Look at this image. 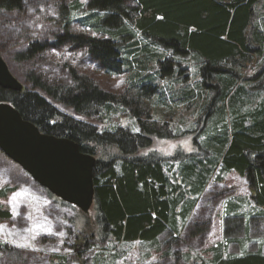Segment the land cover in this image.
<instances>
[{
	"label": "trees",
	"instance_id": "1",
	"mask_svg": "<svg viewBox=\"0 0 264 264\" xmlns=\"http://www.w3.org/2000/svg\"><path fill=\"white\" fill-rule=\"evenodd\" d=\"M25 2L0 0V12H22ZM79 6H61L62 16L69 20L68 14L79 10ZM87 8L94 12L90 16L96 19L93 29L108 39L73 33L67 22L55 43H32L16 59L28 65L45 57L52 47L71 45L75 51L84 50L107 74L122 75L125 67L130 69L128 92L120 96L108 93L92 78L66 65L60 79L48 78V73H31L29 81L35 91L0 88V103L13 105L41 133L72 140L83 153L97 158L93 181L103 226L100 233L115 243L156 246L169 231L175 243L185 227L189 231L198 197L218 168L245 178L256 206L264 209V98L253 104L238 98L243 94L238 85L243 81L241 69L252 53L264 54V0H89ZM134 30L147 45L140 48L136 42L137 51L130 53L129 46L125 47V41L130 40L125 39H132ZM184 61L194 66L201 92L195 96L190 89L186 98L172 101L174 106L169 101L165 104L169 111L184 106V112L202 124L195 140L201 137L206 142L195 147L202 146L204 156L190 157L177 169L190 184L189 194L194 195L190 200L177 193L180 185L171 183L160 156L142 154L153 139H166L172 131L171 123L152 119L153 112L145 103L159 92L153 84V73L159 75V80L188 84L191 73L188 66H182ZM154 65L156 72L141 73L153 70ZM55 104L77 115H94L110 123L123 110L139 132H130L118 124L100 131L62 114ZM179 132L177 128V135L192 134L189 130ZM110 151L115 154L106 157ZM6 191H0V202ZM237 209L236 205L230 207L226 214L227 236L243 230V221H239L242 216L233 214ZM9 218L0 203V225ZM195 227L196 233L204 232L199 225ZM240 250L239 255L226 256L225 247L219 244L208 251L211 257L206 264H264L261 250L248 252L242 245Z\"/></svg>",
	"mask_w": 264,
	"mask_h": 264
},
{
	"label": "rangeland",
	"instance_id": "2",
	"mask_svg": "<svg viewBox=\"0 0 264 264\" xmlns=\"http://www.w3.org/2000/svg\"><path fill=\"white\" fill-rule=\"evenodd\" d=\"M88 2L89 0H26L22 12H0L1 54L24 89L35 91L29 81L31 73H48V78L60 79L66 65H71L80 74L92 78L108 93L120 96L128 92L130 69L125 67L122 75L107 74L84 50L75 51L71 45L61 46L59 49L52 47L49 54L28 65L16 59L19 53L27 52L32 43H55L56 35L62 33L67 22L71 24L73 33L84 32L108 39L93 29L96 19L90 17L94 12L87 8ZM72 3L81 8L79 6V10L69 13L67 20L61 14V6L67 7ZM86 21L87 24L83 25ZM131 35L132 39H125L130 42L123 40L129 46L130 53L137 51V45L140 48L147 45L139 31L134 30ZM136 42L138 44L135 46ZM128 48L124 51L125 55H128ZM250 57L249 62L241 69L243 81L241 79L238 85L240 84L243 94L238 98L253 104L264 98V54L259 56L252 53ZM188 63L184 61L182 65L190 68L188 84L159 80V75L153 73V84L159 92L145 100V103L153 112L152 119L171 123L172 131L166 139H153L150 147L142 151L143 155L154 154L163 159L171 183L174 186L180 185L177 193L185 197V200L194 198V195L189 194L190 184L185 183L177 169L180 162L183 163L190 157L202 158L204 148H196L195 144L200 145L202 141H206L201 137L195 140L202 128L201 121L197 122L192 114L185 113L184 106H175L174 110L169 111L165 103L169 101L167 103L174 106L172 101L178 102L186 98L185 93H190V89L195 96L196 92H201L194 66ZM157 70L154 65L153 70L141 73L152 74ZM256 96L259 99H254ZM56 106L62 114L97 127L100 131L106 130L109 125L118 124L130 132H139L134 121L123 110H119L120 116H113L110 123V120L106 121L98 116H80L71 109ZM255 107L252 111H255ZM261 111H264V105ZM177 128L180 129L179 133L189 130L192 134L177 135ZM113 154L115 153L110 151L106 157ZM2 190H8L0 203L10 214V218L0 225V264H206L211 257L208 251L219 244L225 247L226 256L239 255L241 245L248 252L261 250L264 254V209L256 206L253 192L245 178L235 172H222L219 168L198 197L199 201L190 218L189 231L186 230L188 226L185 227L184 233L178 236L175 243L171 242L173 235L168 231L159 238L156 246L142 242L115 243L106 238L100 233L103 226L96 202L88 215L83 214L76 207L49 194L0 151V191ZM235 205L239 209L233 214L242 216L243 219L239 221H243V230L239 234L227 236L226 214ZM197 225L204 232L196 233ZM192 233H195L194 236Z\"/></svg>",
	"mask_w": 264,
	"mask_h": 264
},
{
	"label": "water",
	"instance_id": "3",
	"mask_svg": "<svg viewBox=\"0 0 264 264\" xmlns=\"http://www.w3.org/2000/svg\"><path fill=\"white\" fill-rule=\"evenodd\" d=\"M0 88L24 89L1 54ZM0 151L56 198L85 214L92 209L96 157L72 140L42 134L9 103H0Z\"/></svg>",
	"mask_w": 264,
	"mask_h": 264
},
{
	"label": "bare ground",
	"instance_id": "4",
	"mask_svg": "<svg viewBox=\"0 0 264 264\" xmlns=\"http://www.w3.org/2000/svg\"><path fill=\"white\" fill-rule=\"evenodd\" d=\"M76 19V18H75ZM94 19V18H93ZM126 46V45H125ZM181 65V64H180Z\"/></svg>",
	"mask_w": 264,
	"mask_h": 264
}]
</instances>
